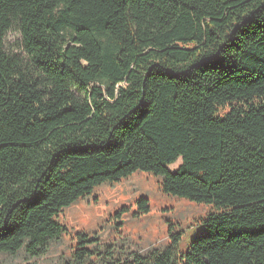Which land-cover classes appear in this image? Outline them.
I'll list each match as a JSON object with an SVG mask.
<instances>
[{
  "label": "trees",
  "instance_id": "obj_1",
  "mask_svg": "<svg viewBox=\"0 0 264 264\" xmlns=\"http://www.w3.org/2000/svg\"><path fill=\"white\" fill-rule=\"evenodd\" d=\"M138 170L211 204L205 232L117 258L80 231L63 264H264V0H0V252L46 255Z\"/></svg>",
  "mask_w": 264,
  "mask_h": 264
},
{
  "label": "rangeland",
  "instance_id": "obj_2",
  "mask_svg": "<svg viewBox=\"0 0 264 264\" xmlns=\"http://www.w3.org/2000/svg\"><path fill=\"white\" fill-rule=\"evenodd\" d=\"M6 49L11 54H21V38L15 31L8 34ZM180 163L181 159L169 169L176 171ZM160 180L161 176L138 170L127 178L95 187L60 212L58 221L67 227V232L51 243L46 255L30 257L24 249L15 256L0 252V264H63L71 257L80 231L98 238L97 250L102 254L111 250L117 258L164 247L171 240L170 234L177 232L182 237L179 249L186 252L192 240L205 232L204 220L215 210L211 204L163 193ZM142 196L149 199L150 211L135 215ZM103 258L105 255L100 261Z\"/></svg>",
  "mask_w": 264,
  "mask_h": 264
}]
</instances>
